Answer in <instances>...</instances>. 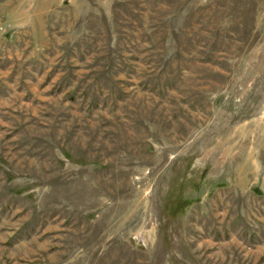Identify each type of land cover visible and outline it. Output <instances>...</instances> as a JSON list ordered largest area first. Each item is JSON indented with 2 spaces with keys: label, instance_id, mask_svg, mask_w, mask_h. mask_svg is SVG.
Listing matches in <instances>:
<instances>
[{
  "label": "rangeland",
  "instance_id": "374dc122",
  "mask_svg": "<svg viewBox=\"0 0 264 264\" xmlns=\"http://www.w3.org/2000/svg\"><path fill=\"white\" fill-rule=\"evenodd\" d=\"M0 264H264V0H0Z\"/></svg>",
  "mask_w": 264,
  "mask_h": 264
}]
</instances>
